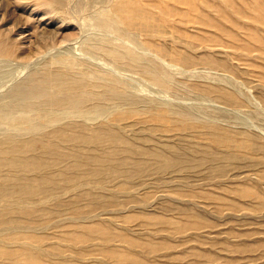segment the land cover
I'll return each mask as SVG.
<instances>
[{
	"label": "bare ground",
	"instance_id": "6f19581e",
	"mask_svg": "<svg viewBox=\"0 0 264 264\" xmlns=\"http://www.w3.org/2000/svg\"><path fill=\"white\" fill-rule=\"evenodd\" d=\"M18 4L30 14L12 28L0 19L1 65L32 38L33 52L49 56L26 74L0 71V264H187L219 246L238 255L237 244L208 240L222 232L199 229L201 218L238 217V199L263 195L247 185L262 179L251 160L264 150V0ZM173 185L199 211L132 224L130 212L158 207L144 192ZM148 230L162 240L131 235ZM63 244L80 252L62 254Z\"/></svg>",
	"mask_w": 264,
	"mask_h": 264
},
{
	"label": "rangeland",
	"instance_id": "374dc122",
	"mask_svg": "<svg viewBox=\"0 0 264 264\" xmlns=\"http://www.w3.org/2000/svg\"><path fill=\"white\" fill-rule=\"evenodd\" d=\"M194 1L198 2L199 0H194ZM214 1H216V0H214ZM18 3H19V0H0V19L3 18L2 24L6 23L5 26H3V28H12L13 25L16 23L21 24V23H24L25 21H27V17L30 14V7L29 6L25 7L24 5L18 4ZM25 26L26 25L24 24L23 27H25ZM4 38L6 40V37H4ZM4 38L2 36H0L1 40H4ZM36 45L37 44H36L34 38L27 41L26 44H23L27 53L21 54V56H20V54H17V55L11 54L10 57H8L12 60L10 63L8 62L9 65L4 64V63H3V65H1L2 62H0V67L2 66L0 68V71L4 72L3 74H5L6 73L5 70H6V71H8V74L7 73L5 74L6 77H7V75L9 77H12L9 75L12 69L13 70L15 69L12 74H15L17 69H19L18 72L22 71L23 74H26V73L30 72V70L33 67H35L36 65L38 66V63L42 62L39 65L45 64L47 62V59H48V57H46L45 55H47V56H49V55L45 54V53L36 54L35 52H33V50L36 51ZM44 50H46V48H44ZM42 59H43V61H42ZM242 61H244V59H242L241 57L240 58L238 57V66L241 69L242 68L244 69L245 65H244V62H242ZM5 65L7 68L5 67ZM25 65H27V67ZM23 66H25V67H23ZM29 66L30 67L33 66V67L30 68ZM28 67L30 68V70L28 72H26L28 70L27 69ZM23 69L26 70L25 73H24ZM16 74H17V72H16ZM5 75L0 76V78H1L0 80L4 83H6ZM132 75H134V74H132ZM2 76L5 77V78L3 77V79H5V80H2ZM9 77H7V79ZM130 79H132V78H130ZM239 79L241 81V84H243L242 89L243 88L246 89V90L243 89L244 91L248 92L251 90L248 93H252L253 95L257 94L256 92L258 90H255L256 89L255 87L251 88V84L249 83V81L245 77L240 75ZM193 80H195V78H193ZM2 82H0V85L2 84ZM5 88H6V86H5ZM5 88H4V90H5ZM1 91H3V88L1 89ZM193 103H196V101H194ZM245 109L246 108H244L241 112L240 111L238 112L239 117H241V116L243 117V118L241 117L242 119H244V117H245V119L249 117V115L247 114L248 112ZM238 127H240V126L238 125ZM192 140H195V141L192 142ZM187 141L190 143L192 142L193 144H196L200 140H199V138H196V139L190 138ZM182 143L185 144V141H182ZM193 144H192V146H193ZM84 152H86V151H84ZM168 153L172 154L173 151H169ZM183 153L187 157L202 158L201 159L202 161H205V160L207 161V158H208V152L206 153V151H184ZM124 154H126V153H124ZM238 154L240 157L241 155L245 154V152H238ZM257 156L255 155V157L251 161H254L256 163L258 161L261 162V164L258 162V165H260V166L258 167L259 170L256 171V173L262 175V179H260V180L256 179V181L254 179L250 180L251 183H249V185H247V186L249 187V189L251 188L250 190H252V191H256V192L259 191L260 193L263 192L262 198L258 199V200H255L254 198H245L243 200L238 199V210H239L238 211V217L233 218V217L223 216V217L218 218L217 216H213L214 215L213 214L212 217L208 216L207 218H203V219L201 218V220H200L201 223H203V220H205L204 222L206 224L208 223V226H209V227L208 226L204 227V225H206V224H204V223H203L204 225L201 224L200 225L201 227L199 226L200 231H203V230L204 231H209V230L211 231L212 230L214 234H215V232H222V238H221L222 240L221 241L216 240L214 238L208 239V240H210L214 243L216 241L218 243H220V242L222 243L223 241H225L226 245L231 244L232 246H235V244H237L238 245L237 246L238 247V255L233 256V255H231L230 251L228 252V249L225 250V248H223L222 246H219L215 249H212L211 252H209L210 255H208V253L205 251L207 254L205 257L198 259V261H196V260L191 261L187 264H264V235H263L264 234V206H262V205H264L263 204L264 203V150H263V154H260ZM204 157H206V159ZM240 160H238V165H240V166L246 165L245 160H242V159H240ZM239 162H241V163H239ZM243 162H244V164H243ZM186 163H188V162H185V163L181 162L180 163L181 166L180 165L176 166V168H179L178 173H180L181 175H186L187 172H189L188 169L190 168V164H186ZM184 173H186V174H184ZM254 185H255V187H254ZM173 186H175V187H173ZM173 186H172L173 188H171V186H170V188H168V186H166V187L160 186L158 188L151 187V189L149 188L148 191L144 192L142 195L144 200L148 204L156 203V206H158V207L156 208V210L152 209L149 212L146 211L149 213V214L146 213L148 217L144 213V210L142 212V210L136 209L135 211L130 212L128 215L130 216L132 213L131 217H132V219H134V220H132L133 221L132 224H136V223H140V222L143 223L146 220V218H149L151 216L156 217V215L159 218L160 217L161 218H164V217H166V218L172 217L173 218V217H175L176 220H179V221L182 220L183 221L185 219L182 218L183 214L181 212L184 208L189 207L190 209L193 208V209L199 211L200 208L194 207L193 204H190V203H192V201L190 200L189 197H187V199H185L186 196H185V198L183 197L184 199L180 197L179 192L180 193L184 192V194L189 193L188 189H186V187H183L180 185H178V186L173 185ZM176 193H177V195H176ZM186 195H188V194H186ZM249 199H252L253 201L249 200ZM175 200H178V201H175ZM185 200L186 201L188 200V203ZM167 207H169V208L173 207L172 210H174L175 212L172 210H170V212H168L166 210L164 211V209H168ZM157 209H159V210H157ZM254 210H255V212H254ZM226 212H228V211H226ZM165 213H168V214H165ZM169 213H172V214H169ZM168 215H170V216H168ZM206 221H208V222H206ZM109 226H110L112 231H120V229H121L119 226H117L118 228L116 229V225L112 226V227H111V225H109ZM202 226H203V228H202ZM151 228H154V227L152 226ZM196 228H198V227H196ZM148 231H146L147 233L146 232L145 233L144 232L143 233L131 232V235L132 236H135V235L139 236V238L144 236L143 240H145V242H149V241L159 242L160 240H162L159 236H156L155 238H153L150 235L152 232H150V231L148 232ZM233 234L234 235L238 234V242H236V239H235V237H233L234 236ZM227 236L229 237V239ZM176 239H174V238L172 239L173 240V241H171L172 244H175ZM59 248H60V252H62V254H65V255H71V254L75 255V251L80 252V250H76L77 248L73 249V248H71L65 244L61 245ZM197 248L200 250L205 249V247H197ZM93 252L95 254H97L96 256H98V257H96V258L102 257L101 254H99V251L95 250ZM106 259L107 260L105 262L100 261L99 263H95V262H93V263L94 264H116L111 259H108V258H106ZM146 260L148 261L149 264H177V263H170L166 260H161L158 258L156 259V257H152V256H150ZM86 261L84 264L90 263V262H86ZM93 263H90V264H93Z\"/></svg>",
	"mask_w": 264,
	"mask_h": 264
}]
</instances>
